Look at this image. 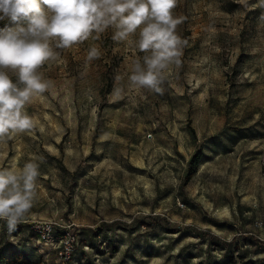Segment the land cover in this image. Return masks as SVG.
I'll return each mask as SVG.
<instances>
[{
  "label": "rangeland",
  "instance_id": "374dc122",
  "mask_svg": "<svg viewBox=\"0 0 264 264\" xmlns=\"http://www.w3.org/2000/svg\"><path fill=\"white\" fill-rule=\"evenodd\" d=\"M172 11L187 44L162 93L130 79L150 55L139 29L53 42L38 69L51 86L25 106L34 128L0 140V169L40 173L25 219L0 220V264H264V0Z\"/></svg>",
  "mask_w": 264,
  "mask_h": 264
},
{
  "label": "clouds",
  "instance_id": "9594fccd",
  "mask_svg": "<svg viewBox=\"0 0 264 264\" xmlns=\"http://www.w3.org/2000/svg\"><path fill=\"white\" fill-rule=\"evenodd\" d=\"M176 6L177 0H0V21H9L0 28V140L34 128L25 106L51 86L38 69L57 59L53 42L68 49L110 26L116 29L112 39L123 41L139 29V51L150 55L144 56L146 70L137 61L130 79L162 93L159 73L173 60L181 63L187 44L176 31L185 19L173 16ZM100 54L92 47L87 60ZM39 174V164L33 161L19 169L15 164L0 169V220L10 232L33 207Z\"/></svg>",
  "mask_w": 264,
  "mask_h": 264
},
{
  "label": "trees",
  "instance_id": "16d2710c",
  "mask_svg": "<svg viewBox=\"0 0 264 264\" xmlns=\"http://www.w3.org/2000/svg\"><path fill=\"white\" fill-rule=\"evenodd\" d=\"M199 154H200L199 152L196 153V154H194V155L190 158V160L188 161V163H187V167H188V171H189V173L192 172V171H194V168L196 167V165H197V161H198V159H199ZM11 257L17 259L15 253H10L9 258H11Z\"/></svg>",
  "mask_w": 264,
  "mask_h": 264
}]
</instances>
